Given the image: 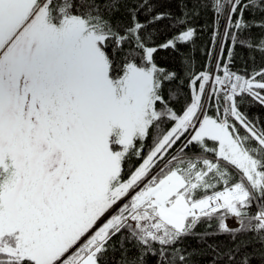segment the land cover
<instances>
[{"label":"snow or ice","instance_id":"obj_1","mask_svg":"<svg viewBox=\"0 0 264 264\" xmlns=\"http://www.w3.org/2000/svg\"><path fill=\"white\" fill-rule=\"evenodd\" d=\"M124 2L0 0V264H102L125 242L138 255L123 264H174L168 249L213 220L264 244V121L240 111L245 97L264 106V68L241 75L233 48L223 56L226 40L264 53V38H242L264 29L244 16H264V0H202L223 21L219 54L179 110L138 19L151 0L130 4L129 24L114 19Z\"/></svg>","mask_w":264,"mask_h":264},{"label":"trees","instance_id":"obj_2","mask_svg":"<svg viewBox=\"0 0 264 264\" xmlns=\"http://www.w3.org/2000/svg\"><path fill=\"white\" fill-rule=\"evenodd\" d=\"M134 0H126L119 5L114 19L125 24L131 23L127 9ZM152 15L147 11H140L138 19L145 24V33L148 36V46L155 47L157 50L153 54V60L165 70L166 73H174L175 78L170 82H165L166 98H170L175 109L179 110L189 94V77L199 74L211 67L214 63L215 55L219 54V43L212 42L213 32L223 31L220 21H215L213 12L202 7V0H151ZM163 14L159 21L152 20V16ZM185 14L187 19L185 20ZM246 20L260 21L264 16L257 13L245 12ZM151 21V23H149ZM191 27L195 30L194 37L190 42L178 43L175 48L162 47V45L178 35L180 31ZM251 37L253 44L264 38V29L253 27L250 31L242 33V38ZM226 47L223 53L224 58L228 56V47L233 48L231 68L233 71L246 75L253 69L264 68V53L255 48L242 46L239 42L235 45L231 40L225 41ZM212 51L210 57L208 52ZM240 111L250 120L258 124L264 121V106L245 97L240 104ZM264 126V125H261ZM243 132V129H241ZM127 175V173L125 174ZM259 205L249 209L250 213H255ZM226 223L230 227H238L233 218H228ZM218 222L216 220L201 222L194 230L192 235L184 238L177 244L176 249H168L170 259L174 264H181L179 255L184 256L183 264H240L245 254H251L249 264H264V244L258 242V237L253 233H241L236 236L235 242L229 234L218 232ZM120 240L114 237L113 241ZM246 245V246H244ZM239 246V251L234 253V259L230 260L226 253ZM127 251L128 257L138 255L133 242H125L123 249L119 245L114 250L105 253L102 264H123L124 252ZM147 264H155L153 257H146Z\"/></svg>","mask_w":264,"mask_h":264},{"label":"rangeland","instance_id":"obj_3","mask_svg":"<svg viewBox=\"0 0 264 264\" xmlns=\"http://www.w3.org/2000/svg\"><path fill=\"white\" fill-rule=\"evenodd\" d=\"M171 39V38H170ZM153 62L156 64V66L158 67V68H161L154 60H153ZM162 69V68H161Z\"/></svg>","mask_w":264,"mask_h":264},{"label":"bare ground","instance_id":"obj_4","mask_svg":"<svg viewBox=\"0 0 264 264\" xmlns=\"http://www.w3.org/2000/svg\"><path fill=\"white\" fill-rule=\"evenodd\" d=\"M220 24H221L222 27H224V25H223V21H222V20L220 21Z\"/></svg>","mask_w":264,"mask_h":264}]
</instances>
